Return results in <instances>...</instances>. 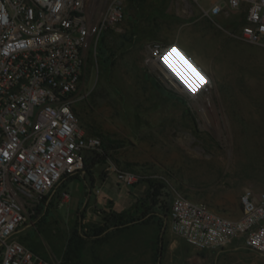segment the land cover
Returning a JSON list of instances; mask_svg holds the SVG:
<instances>
[{
    "label": "rangeland",
    "instance_id": "rangeland-1",
    "mask_svg": "<svg viewBox=\"0 0 264 264\" xmlns=\"http://www.w3.org/2000/svg\"><path fill=\"white\" fill-rule=\"evenodd\" d=\"M110 1H93V21ZM124 12L123 21L104 30L90 49L76 104L86 131L102 144L118 146L95 166L96 187L106 195L118 191L109 169L116 166L147 176L134 187L137 194L149 180H167V198L177 191L239 216L243 190H264V47L232 36L233 21L204 16L193 0H124ZM154 41L182 42L210 73L209 89L197 97L181 93L151 58ZM109 173L103 182L101 176ZM122 188L126 195L131 191ZM90 189L86 182L61 181L50 191L48 213L32 218L35 210L15 237L46 258L76 264L65 255L71 235L82 227L90 232L109 212ZM155 225L156 247L161 234L168 245L171 236ZM114 235L102 243L89 239L79 264H111ZM149 237L142 247L155 245ZM235 242L227 247L234 250ZM207 252L209 259L193 264H264V255L247 247L214 256Z\"/></svg>",
    "mask_w": 264,
    "mask_h": 264
},
{
    "label": "built area",
    "instance_id": "built-area-1",
    "mask_svg": "<svg viewBox=\"0 0 264 264\" xmlns=\"http://www.w3.org/2000/svg\"><path fill=\"white\" fill-rule=\"evenodd\" d=\"M93 1L0 0V264L62 263L15 233L65 175L83 173L87 159L102 152L101 138L86 131L76 104L90 49L125 12L124 0H111L93 21ZM193 1L204 16L233 21L232 36L264 47V0ZM150 52L181 93L197 97L209 89L210 73L178 42L154 41ZM109 169L128 188L147 178ZM240 203L241 214L231 217L175 191L171 227L197 248L236 241L264 255V190L244 189Z\"/></svg>",
    "mask_w": 264,
    "mask_h": 264
},
{
    "label": "crops",
    "instance_id": "crops-1",
    "mask_svg": "<svg viewBox=\"0 0 264 264\" xmlns=\"http://www.w3.org/2000/svg\"><path fill=\"white\" fill-rule=\"evenodd\" d=\"M181 46L186 49V46L182 42H178ZM199 64V60H196ZM202 65V64H201ZM95 172V168H94ZM83 173H81L82 175ZM112 174L109 173L107 177H102L101 180L105 182L110 178ZM86 182L84 178H75L72 182ZM87 183V182H86ZM146 183V182H145ZM140 184V183H138ZM148 184V183H147ZM119 187L116 193H111V195H106L100 187H96V178L94 186L89 190L91 194L93 191L97 194V203L102 204L105 209L108 211H123L131 207V205L141 196L144 195L145 191L148 189V186L141 194H137L134 191V187H131L129 194H124L121 184L117 181ZM99 190V191H98ZM121 205V206H120ZM120 206V207H119ZM170 219L168 217L165 219L166 226L163 227V230L166 229L169 236H171L168 245H163V235L160 236V244L164 246L163 253L161 255V264H177L180 260L183 262H203L205 259H209L208 252L211 251L210 255L214 256L217 252H235L239 249L246 248L241 243L235 242L234 250L229 249L228 247L222 248H209L200 250L199 248H192L185 239L178 236L170 226L167 224V221ZM159 222H151L148 224H138L129 228L124 229L123 231L116 233L110 240V263L114 264H158L157 262V253L158 247H156L157 226ZM160 226V225H159ZM19 231V229H18ZM17 231V232H18ZM149 238L155 241V245H152L149 249L145 246L142 247V244H145ZM25 243V242H24ZM220 249V250H217ZM209 264H212L209 262Z\"/></svg>",
    "mask_w": 264,
    "mask_h": 264
},
{
    "label": "trees",
    "instance_id": "trees-1",
    "mask_svg": "<svg viewBox=\"0 0 264 264\" xmlns=\"http://www.w3.org/2000/svg\"><path fill=\"white\" fill-rule=\"evenodd\" d=\"M117 148L118 146H114L112 143L102 144V152H96L87 159L82 175L81 173L67 174L64 176L62 183L66 184L69 180L82 177L92 188L95 184V166L105 163L110 153ZM147 183L148 189L145 191L144 195L139 197L130 208L120 212H106L103 217V222L98 226H94L88 233L84 232L83 227L77 229L69 239L65 252L67 260H74L76 264H79L82 249L89 239L94 242L102 243L107 241L112 234L119 233L126 228L138 224L159 222L161 228L166 226L164 225L165 217L169 216L172 202V198H167V196L170 195L168 185L158 180H149ZM50 193L51 192L44 197L43 203L36 208V213L31 216L32 218L39 217V214H42V217H44V215L48 213ZM82 217H85L84 214H82ZM163 250L164 246L159 244L157 262L161 261Z\"/></svg>",
    "mask_w": 264,
    "mask_h": 264
},
{
    "label": "snow or ice",
    "instance_id": "snow-or-ice-1",
    "mask_svg": "<svg viewBox=\"0 0 264 264\" xmlns=\"http://www.w3.org/2000/svg\"><path fill=\"white\" fill-rule=\"evenodd\" d=\"M169 55H170V52H165V53H164V57H165V59H164V63H165V64L168 63V61H167V56H169ZM169 67H170V65H169ZM173 71H175V70H173ZM177 75H178V73H177ZM193 91H195V89H193Z\"/></svg>",
    "mask_w": 264,
    "mask_h": 264
},
{
    "label": "water",
    "instance_id": "water-1",
    "mask_svg": "<svg viewBox=\"0 0 264 264\" xmlns=\"http://www.w3.org/2000/svg\"><path fill=\"white\" fill-rule=\"evenodd\" d=\"M164 228H165V226H164ZM158 264H161V261H159Z\"/></svg>",
    "mask_w": 264,
    "mask_h": 264
}]
</instances>
